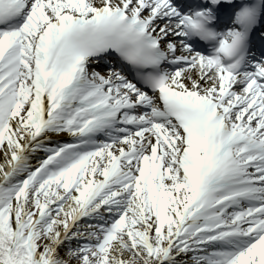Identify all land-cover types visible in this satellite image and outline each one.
Returning <instances> with one entry per match:
<instances>
[{"label":"snow or ice","instance_id":"6c2138e0","mask_svg":"<svg viewBox=\"0 0 264 264\" xmlns=\"http://www.w3.org/2000/svg\"><path fill=\"white\" fill-rule=\"evenodd\" d=\"M0 264H264V0H0Z\"/></svg>","mask_w":264,"mask_h":264},{"label":"bare ground","instance_id":"6f19581e","mask_svg":"<svg viewBox=\"0 0 264 264\" xmlns=\"http://www.w3.org/2000/svg\"><path fill=\"white\" fill-rule=\"evenodd\" d=\"M66 138V137H65Z\"/></svg>","mask_w":264,"mask_h":264}]
</instances>
